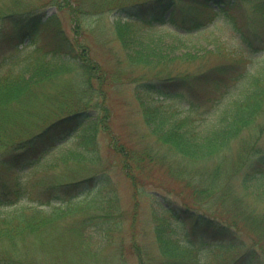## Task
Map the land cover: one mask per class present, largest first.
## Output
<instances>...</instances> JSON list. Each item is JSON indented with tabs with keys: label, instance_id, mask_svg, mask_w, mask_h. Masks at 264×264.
<instances>
[{
	"label": "trees",
	"instance_id": "1",
	"mask_svg": "<svg viewBox=\"0 0 264 264\" xmlns=\"http://www.w3.org/2000/svg\"><path fill=\"white\" fill-rule=\"evenodd\" d=\"M209 1L225 19L247 2L249 19L264 24V0H73L78 13L116 10L111 33L92 34L114 63L107 69L58 18L31 15L53 0H0V26L33 43L0 73V264H264V62L258 74L236 72L219 62L228 52L194 40L203 9L218 14ZM207 55L213 66L188 69ZM221 77L244 81L215 104ZM124 84L132 118L122 125L141 141L117 135L130 210L107 169L79 176L94 166L82 152V162H62L66 172L45 162L70 125L82 129L80 146H96L114 115L109 91Z\"/></svg>",
	"mask_w": 264,
	"mask_h": 264
},
{
	"label": "rangeland",
	"instance_id": "2",
	"mask_svg": "<svg viewBox=\"0 0 264 264\" xmlns=\"http://www.w3.org/2000/svg\"><path fill=\"white\" fill-rule=\"evenodd\" d=\"M47 1L48 0H31V3L38 6L40 4L46 3ZM210 4L212 5L213 12H216L218 10V6H216L214 3L212 4V1ZM75 6L76 4L73 3V0H53L52 5L49 4L45 8L42 7L41 9H37L33 11L31 15H34V18H40L41 20H44L45 17L51 15L58 18L64 33L68 36V38L73 39L74 42L79 41V44H85L90 47L92 55L96 59H99L100 62L104 64L105 68L109 69L114 63L112 62L110 55H108L106 52L103 53L100 51L102 49L98 46L99 44L92 39L94 36L92 34H110L111 22L113 20L112 13L115 14L116 10L110 9L101 13L92 11L78 13L77 11H72L75 9ZM239 9L240 10H232L234 19L232 16L230 19H225L217 11L218 14L211 20H209L208 17L212 15V11L203 9L201 15L203 25L200 26V30L196 32L194 40L200 42L201 44L208 45L209 48L215 44L217 48L226 51L225 53L228 52V55H225L219 61L226 63L228 62V68L233 67L236 72L242 71L247 73L250 70L251 72L258 74L261 71V64L264 62V24L255 26V24H257L259 21L258 17L255 20L249 19V9L247 2L245 9L244 5L243 9ZM167 26H172L171 21L167 23ZM177 26H179V24H177ZM179 27L181 30L183 26ZM142 29L144 31L145 28ZM11 31L12 26L9 22H5L0 26V73H3L8 67L15 66L16 63L20 61L22 56L29 52L31 48H33V43L30 44L27 42L29 38L17 33L16 35H13L11 34ZM251 33L254 36L251 35ZM52 34H54L53 31ZM60 37L61 35L57 33L55 35V40L60 42ZM40 39H42V41L44 40L42 37L38 38L39 41ZM99 43H101V41H99ZM61 52H63V49H61ZM65 56L67 57L66 54L64 57ZM213 64V56L207 55L200 63L189 64L187 67L191 72L198 70L203 71L213 66ZM127 72L131 73L133 76H138L142 73V71L139 69ZM216 77L217 75H214V78ZM224 77L219 78L222 79L220 82L215 83V85L213 84V86L211 85V99L215 104L228 99L236 92V88H234L232 83L241 86L244 81H242V79H239V81H233L231 79L224 81L226 79ZM97 83V81H94L93 85H97ZM128 88L129 84H124L120 89L109 91V99L106 101V103L111 108V111L114 113V115H112L110 119L109 128L105 127L106 121L105 119L103 120L104 123L102 124L107 130L104 129L103 126L99 128L96 136V146L87 148H85L83 145L80 146L79 141H81L83 138L82 129L79 130L77 126L70 125L66 128V137L51 148L47 157V161H45L60 162L59 166H56L53 169V172H66L68 166L62 162H82L79 161V152H82L84 160L87 162V164L94 166H88L87 168L89 169H86V166H80L82 170L79 171V176L81 177V175L87 174L85 175V177H87L92 175V173H94L96 170L107 169L112 175V178L119 189L117 191L120 198L121 196L124 198L122 199V203L126 210H130L131 205L130 189L127 178L123 177V171L121 172V165L124 164V161L121 160V157L124 156L125 149L119 151V147L121 141L123 140L126 142V144L132 146H138L141 143V141H139L137 145V136L134 135L131 129L127 128L126 130L122 125V123H125L126 120L130 121L132 118L129 117L126 119L125 113L127 110L126 106L123 104V101L129 103L128 99H121V95L126 93ZM226 96L228 97L226 98ZM92 114L90 115L92 116ZM93 118L94 116L89 119L88 123H90ZM112 132H114L116 136ZM117 135L121 136V141H119ZM67 150H73V156L69 160H61L60 157L66 155ZM113 167H116L119 176H117V174L112 171ZM91 181L92 184L90 187L92 188L97 183V180L92 178ZM108 181H110V179H108ZM93 194L94 193L86 198L91 199ZM100 194L101 192L99 191L96 193V196H99ZM33 195H35V193H33ZM84 195L85 194L82 196ZM258 207H260V205H258ZM139 214V218L145 219L148 215V208L143 205L139 210ZM68 220H71V218H68ZM143 221L144 220H141V222ZM123 236L126 238V241L124 242L126 243L129 239V236L126 232L118 235L114 240L118 242ZM114 244L116 245V243ZM105 250H107L106 254L104 253ZM105 250L103 251L104 256L112 253V251L108 249ZM217 262L219 263L218 259Z\"/></svg>",
	"mask_w": 264,
	"mask_h": 264
}]
</instances>
